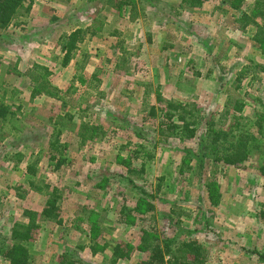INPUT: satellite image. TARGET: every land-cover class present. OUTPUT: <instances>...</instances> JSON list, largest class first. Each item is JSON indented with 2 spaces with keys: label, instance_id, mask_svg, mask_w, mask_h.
Here are the masks:
<instances>
[{
  "label": "rangeland",
  "instance_id": "obj_1",
  "mask_svg": "<svg viewBox=\"0 0 264 264\" xmlns=\"http://www.w3.org/2000/svg\"><path fill=\"white\" fill-rule=\"evenodd\" d=\"M163 1L27 0L0 31V94L11 113L0 128V245L23 210L40 212L54 191L63 221H40L24 242L33 264H109L115 244L129 256L114 264H143L142 230L197 240L205 264H264V143L255 132L264 124V0H173L172 22L158 13ZM86 14L94 24L84 26ZM33 77L50 93L31 96ZM177 104L185 121L197 119L193 137L167 119ZM208 122L248 130L261 148L240 166L207 162L201 180L181 171ZM205 179L215 181L214 199Z\"/></svg>",
  "mask_w": 264,
  "mask_h": 264
},
{
  "label": "trees",
  "instance_id": "obj_2",
  "mask_svg": "<svg viewBox=\"0 0 264 264\" xmlns=\"http://www.w3.org/2000/svg\"><path fill=\"white\" fill-rule=\"evenodd\" d=\"M25 1L27 0H0V31L9 26ZM192 1L194 2L193 4H199L205 0ZM241 20L245 24L250 22V18L244 13L242 14ZM85 32V30L79 28L73 30L68 35L65 45L66 52L64 63L67 62V55L75 47L76 41L79 40L80 42L83 39ZM256 33H261V31ZM255 39L258 41L261 38H259L257 34ZM259 68V71L264 72V64H259ZM247 70L248 68H243L238 72V82L246 76ZM32 79L34 82H37V84L32 86L31 96L50 93L45 82L38 80V77H33ZM173 111L177 112H175V114L171 112L166 113L168 117L167 119L170 120L171 117L176 116L177 119L183 121L181 127L185 129V135L187 137H193L197 129V119L194 118L191 121H185V110L182 109L181 104L174 106ZM9 114L11 113L8 105L4 103V96L2 93L0 94V128L3 126L4 122L7 121ZM189 116H192V113H189ZM255 132L263 139V144L264 124L258 123ZM195 138V150L188 149L184 151V161L181 166V171H183L184 168L186 170H191L192 175L199 177L200 180L202 179L201 175L207 162L210 161L213 167L217 164L240 166L248 160L253 149L261 148V143L256 140L254 133L248 130H236V128L226 130L222 126L216 127L212 122H208L203 131L197 134ZM189 160L193 161V165L187 166V164H184V162H189ZM141 171H143V165H141ZM25 172L34 175L36 170L34 166L27 165ZM214 173L215 172H213V174ZM203 186L207 191L208 197L214 199V196L217 193L215 181L205 179L203 180ZM37 188L40 189V187ZM57 199L58 195L53 191L48 195L46 204L40 212L30 209L23 210V216L26 220L23 222H15L11 228L8 243H2L0 245V255L7 261V264H33L24 242L32 238L34 231L40 227V221H54L57 224H62L63 220L56 204ZM144 203L142 210H152L153 205L150 202L144 200ZM177 234L178 233H175L171 237L164 236L159 239L157 235H154L147 230H142L139 249L148 250L150 253L148 259L145 260L143 264H160L165 255L170 257L173 264H205V251L203 246L194 239H178L179 237ZM94 251L95 250H93V252ZM128 256V251L124 252L120 245L115 244L110 264H114L118 258H127ZM59 264H74V262L73 260L63 257L61 261H59Z\"/></svg>",
  "mask_w": 264,
  "mask_h": 264
},
{
  "label": "crops",
  "instance_id": "obj_3",
  "mask_svg": "<svg viewBox=\"0 0 264 264\" xmlns=\"http://www.w3.org/2000/svg\"><path fill=\"white\" fill-rule=\"evenodd\" d=\"M48 1V3H47V5L49 4L50 6L51 5H53L55 2H56V0H47ZM161 3H163V5H164V7H165V9H161V10H159L158 11V13L159 14H163L164 16H163V19H165V20H167L166 22H168V21H170V22H172L171 20H172V18L174 17V15H176L177 14V10H179L178 8H179V4L177 3V2H173V0H165V1H163V2H161ZM204 3H202V5H203ZM40 6H41V4H39L38 2H34V5H33V9L35 8V11H34V13L32 14V16H33V23L37 20V14H36V11H37V9L38 8H40ZM87 10V9H86ZM93 10V9H92ZM91 10V11H92ZM90 11V12H91ZM163 11V12H162ZM197 12V11H196ZM197 13H199V12H197ZM119 14H123V13H119ZM95 18H96V15H85V16H83V19H86L87 20V22L84 24V26H87V25H91L92 23L94 24L95 23ZM107 21H108V19H107ZM168 24H171V23H168ZM83 26V25H82ZM170 26V25H169ZM162 30L163 29H166V27H165V25H162ZM99 34H101L100 32H98V36L97 35H94V36H97V37H99ZM93 36V37H94ZM100 38V37H99ZM121 259V258H120ZM120 259H118V260H120ZM110 264V263H109Z\"/></svg>",
  "mask_w": 264,
  "mask_h": 264
}]
</instances>
